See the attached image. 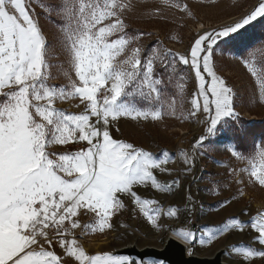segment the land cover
I'll return each instance as SVG.
<instances>
[{
    "label": "snow or ice",
    "instance_id": "6c2138e0",
    "mask_svg": "<svg viewBox=\"0 0 264 264\" xmlns=\"http://www.w3.org/2000/svg\"><path fill=\"white\" fill-rule=\"evenodd\" d=\"M30 2L0 0V264H137L108 252L89 254L75 230L84 237L112 229V216L125 207L121 196L130 197L147 221L160 227L162 209L150 207L157 201L142 199L133 186L150 181L152 187L169 191L178 181L161 185L153 170H165L161 166L167 161L114 139L110 127L124 117L157 121L166 113L175 115L174 103L167 101L164 81L156 73L158 62L166 70L174 67L167 61L174 54L153 50L142 58L141 49L134 48L117 59L130 43L123 17L131 5L126 0H61L49 7L60 18L63 47L76 79L67 86L51 85V53ZM172 6L192 15L187 3L176 0ZM258 18H264V0H255L232 24L200 34L191 46L190 60L179 56L195 70L202 104L194 98L191 115L206 114L208 135L215 133L222 118L233 115L234 103L233 89L213 68V46L218 47L221 38L226 42L239 35ZM117 33L118 38L110 39ZM248 71L264 96V74L250 66ZM68 98H78L84 110L75 114L56 107ZM205 139L201 136L197 144ZM81 142L86 143L71 150ZM248 164L242 171L248 172L249 182L264 187V144L254 150ZM89 214H94L93 221L82 224L81 215ZM163 214L175 217L177 209ZM246 227L256 233L254 242L264 246V211L247 222L228 219L206 233L207 241ZM175 231L185 239L194 238L184 229ZM233 251H242L249 264L253 257L264 258V248Z\"/></svg>",
    "mask_w": 264,
    "mask_h": 264
},
{
    "label": "rangeland",
    "instance_id": "374dc122",
    "mask_svg": "<svg viewBox=\"0 0 264 264\" xmlns=\"http://www.w3.org/2000/svg\"><path fill=\"white\" fill-rule=\"evenodd\" d=\"M60 2L31 0L30 7L34 10L51 53L49 60L53 65L51 71L54 78L49 84L67 86L76 77L63 47L60 18L49 7ZM126 2L131 5L123 17L130 43L117 59L125 58L134 48L141 49L142 58L153 50L174 54L167 56V61L174 62V67L166 70L158 62L156 73L164 81V96L169 103H174L175 115L166 113L157 121L120 118L112 123L110 134L114 139L143 148L157 159L166 160L161 166L165 170L155 169L153 174L161 185L171 184L173 180L178 184L169 191L152 187L150 181L133 186L142 199L157 201V205L150 207L159 206L162 209L157 221L160 227L151 225L130 197L121 196L125 207L112 216V229H106L105 233H89L84 237L79 235L80 230L77 229V238L89 254L108 252L129 257L137 264L141 260L151 264L152 260H162L128 255L122 251L123 247L162 248L171 235H176L190 242L191 250L201 257H213L217 251L224 249L222 260L225 262L249 264L244 260L242 251L233 249L249 246L264 248L254 242L256 233L250 227L243 231L230 229L212 241H207L206 233L214 231L230 218L247 222L257 212L264 211V187L254 181L249 182L248 172L242 171L249 167L248 158L254 150L264 144V96L260 95L257 78L248 71L250 66L258 75L264 74V21L261 28L263 33L259 35L244 37V34H233V38L226 42V38H221L217 41L219 46H213V68L233 89L234 95L233 115L222 118L213 135L207 134L204 123L206 114L201 115L198 111L195 116L191 115V101L196 98L202 104V98L198 96L199 82L195 70L190 64H183L179 56H187L190 60L191 46L200 34L232 24L255 0H179L188 4L192 15L172 6L176 0H168L167 3L165 0ZM119 35L117 33L110 39H116ZM258 42L263 47L253 48ZM204 75L206 81L210 82V78ZM56 107L75 114L84 110L78 98L58 101ZM201 136L206 139L202 145H198ZM83 143L86 142L72 146L71 150H79ZM50 147L62 149L68 146ZM230 149L238 152L240 158L233 156ZM169 208L177 209L175 217L163 214ZM245 212L247 215H244ZM93 215H81V223L92 222ZM193 224H196L195 230L192 229ZM177 229L193 230L194 239L181 237L175 231ZM202 240L205 242L201 243ZM55 251L58 254L61 252L58 245ZM251 264H264V258L253 257Z\"/></svg>",
    "mask_w": 264,
    "mask_h": 264
},
{
    "label": "water",
    "instance_id": "95a60500",
    "mask_svg": "<svg viewBox=\"0 0 264 264\" xmlns=\"http://www.w3.org/2000/svg\"><path fill=\"white\" fill-rule=\"evenodd\" d=\"M196 224L192 225L195 230ZM223 250H219L213 258H202L199 256L188 257L185 245L174 237H169L162 248L146 247L140 251L138 248L131 249L130 254L140 258L154 257L169 264H228L222 260Z\"/></svg>",
    "mask_w": 264,
    "mask_h": 264
},
{
    "label": "trees",
    "instance_id": "16d2710c",
    "mask_svg": "<svg viewBox=\"0 0 264 264\" xmlns=\"http://www.w3.org/2000/svg\"><path fill=\"white\" fill-rule=\"evenodd\" d=\"M264 21V18H258L257 21H254L250 23L248 26L245 27V29H242L239 31V33L242 35L244 34V37L253 36V35H259V33H263L262 31V23ZM250 31V32H249ZM238 39L234 40L236 42ZM233 42V41H232ZM263 47L261 42H258L253 46V48ZM264 60V56L262 57ZM261 60V58H260Z\"/></svg>",
    "mask_w": 264,
    "mask_h": 264
},
{
    "label": "bare ground",
    "instance_id": "6f19581e",
    "mask_svg": "<svg viewBox=\"0 0 264 264\" xmlns=\"http://www.w3.org/2000/svg\"><path fill=\"white\" fill-rule=\"evenodd\" d=\"M191 233L193 234V236L195 237V232L192 230L191 231ZM171 237H174V238H176L178 241H180L181 243H183L184 245H185V252H186V255L188 256V257H194V256H199L198 254H196L194 251H192L191 250V243L190 242H188V241H186V240H183V239H181V238H179V237H177L176 235H171ZM190 240H192V239H194V238H189ZM150 247H152V246H150ZM136 248H138V247H136L135 245H127V246H125V247H123V249H122V251L123 252H125V253H127L128 255H131L130 254V250L131 249H136ZM146 247H142V248H138V250H140V251H142V250H144ZM223 251H225L224 249H222ZM218 252V251H217ZM217 252L215 253V255L217 254ZM214 255V256H215ZM213 256V257H214ZM199 257H201V256H199ZM213 257H202V258H213ZM224 261V260H223ZM226 263H228V262H226ZM229 264V263H228Z\"/></svg>",
    "mask_w": 264,
    "mask_h": 264
}]
</instances>
